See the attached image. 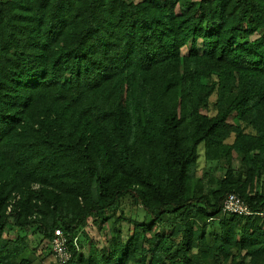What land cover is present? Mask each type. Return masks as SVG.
Instances as JSON below:
<instances>
[{
    "label": "trees",
    "instance_id": "trees-1",
    "mask_svg": "<svg viewBox=\"0 0 264 264\" xmlns=\"http://www.w3.org/2000/svg\"><path fill=\"white\" fill-rule=\"evenodd\" d=\"M263 177L264 0H0V264H264Z\"/></svg>",
    "mask_w": 264,
    "mask_h": 264
},
{
    "label": "rangeland",
    "instance_id": "rangeland-1",
    "mask_svg": "<svg viewBox=\"0 0 264 264\" xmlns=\"http://www.w3.org/2000/svg\"><path fill=\"white\" fill-rule=\"evenodd\" d=\"M138 1V0H136ZM228 121L230 123L235 122V117L231 116ZM239 166V161L236 158L234 160V167ZM223 170L218 166L216 162H203L202 159L199 161V168L197 172V179L201 181V183L204 185L205 190L207 191L208 188L212 185L211 181H216L217 178L222 176ZM264 178V177H263ZM263 186V179L260 180V186ZM128 219L133 220H142L143 219V211L139 207L132 206L130 209H128ZM119 214V211L116 212ZM129 220H125L124 223L127 224ZM33 228H27L26 229V239L29 241L30 248L32 249L36 259L33 264H50L54 263L53 254L51 251V244L46 239H43L38 236V234H33L32 232ZM216 229H214L213 226H210L209 232H214ZM17 231L12 232L5 230V234L16 236ZM103 235L108 236V228L104 226V229L102 232H100L97 228L92 225L91 222L87 224V226L81 230H79L78 235L76 237V242L79 247L80 252L87 254L90 250L91 251H97L100 250L101 247L104 244V237ZM75 242V243H76Z\"/></svg>",
    "mask_w": 264,
    "mask_h": 264
},
{
    "label": "built area",
    "instance_id": "built-area-1",
    "mask_svg": "<svg viewBox=\"0 0 264 264\" xmlns=\"http://www.w3.org/2000/svg\"><path fill=\"white\" fill-rule=\"evenodd\" d=\"M222 212L238 216H246L251 213L242 199L234 193H230L225 197L222 203ZM50 244L55 262L58 264L67 263L71 257V253L67 248V239L60 229L54 230Z\"/></svg>",
    "mask_w": 264,
    "mask_h": 264
}]
</instances>
